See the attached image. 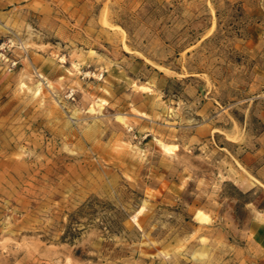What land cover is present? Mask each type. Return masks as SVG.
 Returning a JSON list of instances; mask_svg holds the SVG:
<instances>
[{"label": "rangeland", "instance_id": "obj_1", "mask_svg": "<svg viewBox=\"0 0 264 264\" xmlns=\"http://www.w3.org/2000/svg\"><path fill=\"white\" fill-rule=\"evenodd\" d=\"M262 262L264 0H2L0 264Z\"/></svg>", "mask_w": 264, "mask_h": 264}, {"label": "bare ground", "instance_id": "obj_2", "mask_svg": "<svg viewBox=\"0 0 264 264\" xmlns=\"http://www.w3.org/2000/svg\"><path fill=\"white\" fill-rule=\"evenodd\" d=\"M146 87H147V86H146ZM148 88H149V87H148ZM162 145H163L164 148H167V145H165V144H162Z\"/></svg>", "mask_w": 264, "mask_h": 264}, {"label": "crops", "instance_id": "obj_3", "mask_svg": "<svg viewBox=\"0 0 264 264\" xmlns=\"http://www.w3.org/2000/svg\"><path fill=\"white\" fill-rule=\"evenodd\" d=\"M2 0H0V2H1ZM262 264H264V262H262Z\"/></svg>", "mask_w": 264, "mask_h": 264}, {"label": "built area", "instance_id": "obj_4", "mask_svg": "<svg viewBox=\"0 0 264 264\" xmlns=\"http://www.w3.org/2000/svg\"><path fill=\"white\" fill-rule=\"evenodd\" d=\"M15 63H13V65H14Z\"/></svg>", "mask_w": 264, "mask_h": 264}]
</instances>
